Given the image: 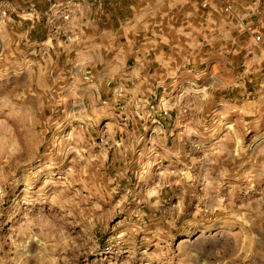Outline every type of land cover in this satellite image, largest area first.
Listing matches in <instances>:
<instances>
[{
  "label": "rangeland",
  "instance_id": "rangeland-1",
  "mask_svg": "<svg viewBox=\"0 0 264 264\" xmlns=\"http://www.w3.org/2000/svg\"><path fill=\"white\" fill-rule=\"evenodd\" d=\"M203 4L198 71L116 115L0 0V264H264V0Z\"/></svg>",
  "mask_w": 264,
  "mask_h": 264
},
{
  "label": "crops",
  "instance_id": "crops-1",
  "mask_svg": "<svg viewBox=\"0 0 264 264\" xmlns=\"http://www.w3.org/2000/svg\"><path fill=\"white\" fill-rule=\"evenodd\" d=\"M163 1L31 0L26 13L32 31L41 30L40 38L49 51L73 59L75 66L69 70L73 76H80L86 68L92 70L87 93L113 106L111 113L117 115L115 105L121 102L130 110V103L138 97L137 88L165 87L170 83L166 80L174 78L171 73L182 68L197 72L203 28L228 19L203 18V0ZM60 5L69 6L72 15L67 21L59 19L60 27L53 33L47 10Z\"/></svg>",
  "mask_w": 264,
  "mask_h": 264
},
{
  "label": "built area",
  "instance_id": "built-area-1",
  "mask_svg": "<svg viewBox=\"0 0 264 264\" xmlns=\"http://www.w3.org/2000/svg\"><path fill=\"white\" fill-rule=\"evenodd\" d=\"M50 23H53V21H58L59 19L63 21H67L70 19L72 15V9L69 6L66 5H60L57 6L55 9L50 11ZM57 27H55L56 29ZM258 39H260V36H257ZM90 73V72H88ZM166 113V112H165Z\"/></svg>",
  "mask_w": 264,
  "mask_h": 264
}]
</instances>
